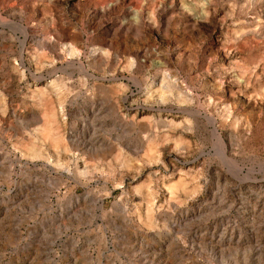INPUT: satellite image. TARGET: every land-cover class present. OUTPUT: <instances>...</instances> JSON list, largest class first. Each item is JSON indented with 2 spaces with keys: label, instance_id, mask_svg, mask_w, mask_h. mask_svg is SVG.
Here are the masks:
<instances>
[{
  "label": "rangeland",
  "instance_id": "1",
  "mask_svg": "<svg viewBox=\"0 0 264 264\" xmlns=\"http://www.w3.org/2000/svg\"><path fill=\"white\" fill-rule=\"evenodd\" d=\"M0 264H264V0H0Z\"/></svg>",
  "mask_w": 264,
  "mask_h": 264
},
{
  "label": "bare ground",
  "instance_id": "2",
  "mask_svg": "<svg viewBox=\"0 0 264 264\" xmlns=\"http://www.w3.org/2000/svg\"><path fill=\"white\" fill-rule=\"evenodd\" d=\"M50 47V46H49ZM74 49V48H73ZM71 52H73V51H71ZM70 54V53H69ZM72 56V55H71ZM97 56V55H96ZM77 58V57H76ZM76 62V61H75ZM92 76V75H91ZM47 118H48V116H47ZM46 119V118H45ZM43 136H45V135H43ZM56 140V139H55Z\"/></svg>",
  "mask_w": 264,
  "mask_h": 264
}]
</instances>
